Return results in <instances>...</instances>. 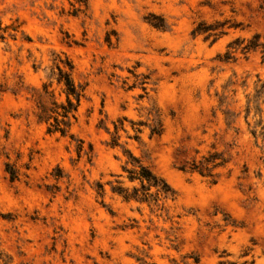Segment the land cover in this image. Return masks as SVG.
Here are the masks:
<instances>
[{"label":"rangeland","instance_id":"rangeland-1","mask_svg":"<svg viewBox=\"0 0 264 264\" xmlns=\"http://www.w3.org/2000/svg\"><path fill=\"white\" fill-rule=\"evenodd\" d=\"M201 22L225 34L192 35ZM254 35L264 0H0V264H264V57L221 59ZM54 54L84 87L74 140L47 133L31 98ZM125 151L174 190L162 210L111 191L131 186ZM212 152L216 183L179 170Z\"/></svg>","mask_w":264,"mask_h":264},{"label":"trees","instance_id":"trees-1","mask_svg":"<svg viewBox=\"0 0 264 264\" xmlns=\"http://www.w3.org/2000/svg\"><path fill=\"white\" fill-rule=\"evenodd\" d=\"M78 5L85 4V0H74ZM78 12V9H74L73 15ZM163 20L160 24H154L155 27L164 28ZM226 24L207 25L203 22L199 23L193 30L192 35H204L205 39L212 38V43L219 37L225 34L222 30ZM221 27V28H218ZM218 29H220L218 31ZM218 31V32H217ZM260 36L254 35L251 39H235L228 43L227 50L221 57L223 61H229L234 59L233 54L238 50L242 54H248L251 51L260 50L264 57V42H259ZM73 63L66 56L60 54H54L52 60V66L49 69V73L46 76L47 82L42 83V87L39 90H33L31 98L35 102L36 106V118L38 122H42L47 126V133H58L60 136L69 137L74 140V135L70 132L71 126L77 118L78 108L81 99L84 97V87L75 83L73 73ZM55 83L60 88V98L54 96V91L51 87ZM264 90V82L260 85V91ZM62 96V98H61ZM119 121L121 128L123 127V121ZM134 125V124H133ZM144 124H138L142 126ZM257 127L264 133V122L257 123ZM133 128L135 132L134 139H138V134L141 133L140 128ZM118 128L115 126V133L112 135L108 145L110 147L118 146L119 136L117 135ZM150 136H161L163 132V125L159 118V114H155L151 119L149 126ZM253 134L256 130H253ZM76 152L78 156L84 152L83 141L76 140ZM89 151L91 147L89 146ZM87 154L86 152H84ZM128 160L122 167L123 172L126 174L125 179L131 186L124 185V182L119 180L115 181V185L111 187V191L120 196L126 202H136L139 204H146L152 206L156 210L163 209V202L165 200H173L175 198V192L171 186L165 181V179L157 176L151 171V169L145 166L139 159L132 156L128 151ZM226 161L222 157L221 153L212 152L207 156H202L199 160H192L190 163L185 162L179 166V170L189 173H197L202 177L210 178L211 183H216L218 175L215 170L225 165ZM6 171L10 175L11 180L17 179V173L12 166L7 164ZM97 194L103 197V186L97 184Z\"/></svg>","mask_w":264,"mask_h":264}]
</instances>
